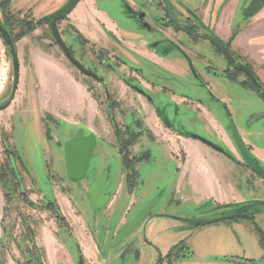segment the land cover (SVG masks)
<instances>
[{"label": "rangeland", "instance_id": "1", "mask_svg": "<svg viewBox=\"0 0 264 264\" xmlns=\"http://www.w3.org/2000/svg\"><path fill=\"white\" fill-rule=\"evenodd\" d=\"M67 1L13 0L8 10L0 11V21L5 22L16 38L14 43L19 58V78L14 99L8 107L0 110V264H40L38 261L42 264H76L77 252L82 255L84 264H155L159 252L166 253L168 244L179 241L189 246L195 262L203 259L222 260L232 256L259 257L262 249L257 229L264 233V203L256 200L264 197L261 190L264 180L253 175L243 165L240 166L243 161L231 136L230 119L248 146V152L264 171V124L257 120L248 126L254 113H264V101L256 93L242 88L240 80L243 76H238L236 84H230L233 88L220 89L219 94L226 98L227 108L224 110L216 103L212 104L220 124V129L214 130L219 138L216 139L212 126L204 117H200L198 122L192 118L184 126L186 131L204 136L222 149L230 151L241 163L237 165L215 150H210L218 170L230 181L234 194L250 201L246 210L253 213V220L233 218L236 212L233 208L227 210L218 207L215 202L195 203L186 180L177 182L176 166L179 162L168 153V149H176L175 139L160 134L157 136L158 146L150 145L152 161H143L137 167L136 191L143 198L141 201L136 198L124 224H121L122 214L129 201L123 182L126 169L118 154L116 138L110 130L105 90L93 78L82 75L72 67L56 45L46 23L19 36L26 28L24 20L35 24L40 17L60 9ZM183 1L188 7L189 4L191 7H199L206 1L209 2L174 0L176 5ZM210 3L220 5L218 0H211ZM101 9L94 0H80L74 11L57 26L63 41L74 47L81 63L95 67L103 80H107L109 75L113 79L108 87L110 99L117 98L119 101L112 114L117 118L118 124H121L120 112L126 111V105L137 103L138 97L127 88L123 90L120 84L115 85L117 77L106 68H100L92 59L89 60L106 53L104 36L98 32L91 38L95 41L93 43H87L85 38L79 39L81 45L78 38L71 36L74 39L72 41L67 35L74 34L71 22L94 28V20L98 18L97 14L101 13ZM4 13L7 14V22L2 16ZM263 16L264 0H237L233 11V38L235 40L239 37L235 50L243 53L244 60L252 64L264 82V27H260ZM112 45L113 42L110 41L109 46ZM43 58L61 62L76 79L82 77L81 84L95 104V130L99 134L107 133L102 138L95 135L96 145L91 166L86 178L79 182V189L67 177L63 143L78 128H83L89 134L86 125L91 121V115L87 110L83 114L80 109L68 107L69 103L64 102L65 88L60 85L53 86L49 91L50 99L56 94L57 98L62 97L56 104V112L44 105L45 101L49 104L50 99L45 100L44 93L41 94L42 86L35 67V63ZM115 60L111 61L119 67L116 71L119 74V69L123 68ZM12 77L11 57L0 36V104L10 95ZM78 92V88H72L71 93L75 96ZM87 103L90 104L89 98ZM172 110L171 106L169 114ZM183 110L181 105L179 113ZM224 111L230 112L232 117H227ZM156 130L160 131L159 127L156 126ZM98 164L110 170V186L107 191L111 197L104 207L96 210L88 202L86 191L89 180L96 174L95 166ZM121 183L124 187L121 188L117 203H112V196ZM177 183L180 193L174 194ZM224 186L225 184L223 193ZM230 186L225 193H230ZM180 195L182 201L179 199ZM152 200H155L152 213L160 212L162 215L146 225V233L142 229L144 222L141 228L133 230L119 245L104 252L101 242L106 231H119L145 202ZM50 203L52 206H49ZM215 219L220 220L206 223ZM148 241L153 243L148 244ZM126 242L132 245V249L118 258L117 255Z\"/></svg>", "mask_w": 264, "mask_h": 264}, {"label": "flooded vegetation", "instance_id": "2", "mask_svg": "<svg viewBox=\"0 0 264 264\" xmlns=\"http://www.w3.org/2000/svg\"><path fill=\"white\" fill-rule=\"evenodd\" d=\"M167 1L168 5L164 0H94L95 4L99 6V9L102 8L100 12L105 19L101 20L98 17L94 20L98 30H94L93 26L85 28L88 31L95 33V36L98 32L104 36V44L106 46L103 47L106 49V53L103 52V54L97 55L98 57L96 56L95 59H88H92L100 68H106L114 75V77H117L116 84L114 82L115 85L120 84L122 87L135 93L138 97L137 103L126 105V111L120 112L121 124H118L117 118L112 114L115 109V104L119 101L117 98H114L113 100L110 99L108 87L111 85L113 79H111L109 75L107 80H103V77L98 75L95 67L81 63L77 59L74 47L71 44H66L61 37L72 57L86 69L96 74L97 78L90 77L96 81L95 83L100 84L106 92V107L108 109L110 130L116 138L118 154L121 157L124 169H126V172L123 174V182H125L127 194L129 196L133 195L135 202L136 198L140 201L143 198L140 192L138 194L136 191L137 167L143 161H152V148L150 145L158 146L156 144L159 142L158 135L161 134L171 138L174 137L176 140H179L180 137L196 140L213 149L203 141L199 140V138L193 136H200L201 138L208 140L207 138L186 131L184 126L189 123L192 118L198 122L200 117H203L202 113L205 105L215 117V124H212L209 121L208 123L212 126V132L216 139L219 138L214 130H217V128L220 127V124L216 118L217 114L213 112L214 109L212 108V104L216 103L219 107H223L224 110L227 108L226 98L221 97L219 94L220 89H226L228 87L233 88V85L230 84H236L238 76H243V79L240 80V86L242 88L256 93V95L264 101V82L253 69L252 64L247 63L244 60L243 54L234 49L232 45L234 40L233 31L227 38L221 37L217 32V21L221 9L224 6V2L226 3L227 0H223L218 6L217 4H209L211 1L209 0L208 3L206 1L199 7L197 5L191 7L190 4L188 7V5L186 6L184 4V1L177 5L174 0ZM215 1L216 0H213V2ZM12 2L13 0H0V11H4V9L8 10V7ZM79 2L80 0L78 3ZM78 3L70 13L74 11ZM115 10L116 12H114ZM68 15L62 19L56 20V26ZM2 16L5 21L8 19L7 14L4 13ZM47 16L48 15L40 17L36 22V26L41 25V23H46L49 26ZM24 21L26 23H31L30 20ZM0 23L8 30L13 39L14 35L7 28L5 22L2 23L0 21ZM70 24L74 34L71 33L67 35L72 41H74L72 37H75L78 38V42L79 39L83 40V38L87 40V43L95 42L91 39V35L90 37H88L89 35H84L87 33L84 30H81L78 24L73 22ZM59 34L61 36L62 33L59 32ZM110 41L113 42L112 46H109ZM56 45L60 48L64 57L69 61L72 67L82 75H86L66 57L64 51L57 42ZM114 59H116L115 61L117 64L123 68L119 69L121 70L119 74L116 73L119 67H116V63L111 61ZM246 69L252 73L255 80L247 74ZM174 96L179 98L180 101H176ZM2 105L3 103L0 104V107H2ZM181 105H183L184 110L179 113V107ZM171 106L174 112L172 110V113L169 114L168 110ZM224 112L227 117H232L230 112ZM151 118L156 121V126L159 127L160 131L155 132L151 129L149 124ZM257 120H261L264 124V113H254L248 121V126H251V124ZM203 128H206L205 125ZM97 134L98 136L100 135L101 138L103 135H107L105 132H102L101 134L97 132ZM215 151L225 156L231 162L238 165L241 164L234 155L232 156L230 151L225 149H223V152ZM168 153L172 158V149H168ZM226 153H229L232 158ZM176 155L177 160L181 161L182 155L180 151L176 153ZM250 157L261 169L255 159L251 155ZM241 165L246 167L253 175L259 176L244 162ZM97 167L99 168H97L96 174L89 180L87 191L89 185L104 170H106L108 174L106 181L110 183L108 179L110 170L103 165L99 166V164ZM259 177L264 180L263 177ZM80 181L82 180L71 182H73L75 188L79 189ZM121 185L124 187L122 183ZM108 189L109 187H107L105 191ZM261 190L264 193V186L261 187ZM174 194L176 193L174 192ZM87 198L89 202L90 197L88 194ZM117 200L115 203H117ZM148 201L145 202L144 205H146ZM249 202V200H242L227 205H220L218 207L227 210L233 208V210L236 211L233 215L239 216L238 218L253 220V213L246 210V207L249 206ZM256 202L264 203V197L257 199ZM144 205H142V207ZM129 210L125 211L124 215L122 214L125 219L130 213ZM157 213L158 212L152 213L151 211L139 227H141L147 219L153 217ZM57 215L62 220V216L58 211ZM159 215L161 216L162 213ZM257 230L260 234L261 255L254 259L243 257L238 258L239 261L251 264H264V233L259 229ZM109 231L113 232L112 238L119 232L114 231L113 229H108L101 242V247L103 246ZM125 239L126 237L123 240ZM151 243H153V241H148V244ZM175 244H172L166 253L159 252L155 264H172L175 257L174 251H177L179 255L178 258H185L182 256L187 250H191L186 243L182 242L173 250ZM131 249L132 245L129 244V242H126L123 248L119 251V254L117 255L118 258L122 257L123 253L125 254ZM182 250L183 252H181ZM167 254L170 256H167ZM78 256L79 253L77 252L76 264H78ZM38 262L42 264L41 261Z\"/></svg>", "mask_w": 264, "mask_h": 264}, {"label": "crops", "instance_id": "3", "mask_svg": "<svg viewBox=\"0 0 264 264\" xmlns=\"http://www.w3.org/2000/svg\"><path fill=\"white\" fill-rule=\"evenodd\" d=\"M218 1L222 3L223 0H218ZM236 3H237V0H227L226 3L224 2V6L221 9V12H220V15L217 21L216 29H217L218 34L223 38L229 37L231 35V32L233 31V11L235 9ZM97 15L101 20L105 19L101 13ZM262 18H264V16ZM262 20L263 22H261L260 27L263 28L264 19ZM79 28H81V30H84L87 33V35L89 36L91 35L93 38L95 37V33L88 31L83 25H79ZM94 30H98V27L96 24L94 25ZM238 38L239 37L233 40L232 45L234 49H236L235 46H237ZM254 59L257 60L256 58ZM35 67H36V74L39 80V84L42 86L41 87L42 89L40 90L41 94L44 93L45 95L44 99L45 100L47 98L50 99L49 91L52 90L53 86L60 85L61 88L62 87L65 88L64 89V96H65L64 102L69 103V105L67 106L71 107V109H80L81 113L83 114L85 113V110H87L89 115H91V117L89 116L91 118L89 120L91 121L87 123L86 128L90 132H93L96 136H98L97 131L95 130V126H94L95 117H96L95 106H94L95 104H94V101L93 102L91 101L89 94L85 91V89L83 88V85L81 84L82 77L79 78L80 80L76 79L72 75L71 71L65 68V66L61 62L57 63L54 59L52 60L48 58L39 59L35 63ZM73 87L79 89V92L76 93V96L74 93H71ZM123 88H124L123 90H126L125 87ZM54 90H56V88ZM56 95H54V98L50 99L49 104H47L46 101L44 104L45 106H49L53 108L54 112H56V107H57L56 104L62 100L60 99L62 97L57 98L58 94ZM88 98L90 101L89 105L87 103ZM174 98L176 99V101H180V99L177 98L176 96H174ZM68 100L69 102H67ZM202 116L206 118L207 121H209L210 123L215 124V121H214L215 117L205 105L203 107ZM149 124H150L151 129L157 132L156 121L151 118L149 120ZM103 127L106 128L104 124H103ZM177 140L175 139L174 141V145L176 149H172L173 151L172 158H176L177 156L176 153H178L179 151L180 153H182V160L181 161L178 160L179 163L176 166V173L178 175L177 182L182 183L186 180V184L191 189V195L195 203L199 204L202 201H211V202L217 203V206H220V205H227L230 203L244 200L242 198H238L234 194V189L231 188L230 181L227 178H225L222 175V173L218 170L215 164V161L210 153L211 148L200 143L199 141L192 140V139H185V138L180 137L179 140L178 141ZM178 183L174 189V192L176 194L180 193L179 192L180 187ZM223 184H225L224 186L225 192H226V188L230 186L231 189L229 191L230 192L229 194L222 192ZM121 188H122V185H119L117 190L115 191V194L112 196L113 197L112 203L118 199L119 194L121 192ZM216 189L218 190V193H216ZM231 192H233V194ZM179 199L181 201L183 200L181 195ZM133 203H135L133 195H130L128 206L126 207L125 211H128ZM125 211L123 212V215ZM159 214L160 213L158 212L156 215H154L153 217L145 221L144 226L142 228L145 233H146L145 231L146 225L154 222L155 219H157L160 216ZM124 220L125 218L124 216H122L120 223L122 224ZM173 243L174 242H171L170 244H168V247H170ZM233 257L234 256L230 258L225 257L222 260L203 259L199 262H195V260L192 258V255H191V257L177 258L172 261V264H251V263L239 261L238 258L234 259ZM255 264H263V263H255Z\"/></svg>", "mask_w": 264, "mask_h": 264}, {"label": "water", "instance_id": "4", "mask_svg": "<svg viewBox=\"0 0 264 264\" xmlns=\"http://www.w3.org/2000/svg\"><path fill=\"white\" fill-rule=\"evenodd\" d=\"M79 0H68L60 9L54 11L53 13L47 16L49 20V26L52 31L53 37L57 44L62 48L66 57L82 71L86 75L97 78L96 74L86 69L83 65H81L76 59H74L69 52L68 48L64 44L59 34V31L56 26V20L64 18L68 15L71 10L75 7ZM164 2L168 5V1L164 0ZM0 35L3 39L5 46L8 49V53L11 57L12 63V87L11 92L8 99L3 103L0 109L6 108L14 99L18 78H19V58L16 50L15 43L11 37V34L5 29L0 23ZM247 74L255 80L252 73L246 69ZM2 104V103H1ZM230 130L232 139L236 145L238 152L240 153L243 162L249 166V168L258 174L259 176L264 178V171H262L253 161L248 153V148L239 134L235 124L232 120H230ZM85 133L83 128H78L75 130L72 136L67 138L63 143V153H64V161L66 165V174L70 181H78L83 180L85 175L89 169L92 159V153L94 147L96 145V136L93 132L88 131ZM193 137L199 138V140L203 141L213 149L223 152V149L210 142L209 140L203 139L200 136L194 135ZM96 165L95 167H97ZM100 166V164H99ZM99 168V167H97ZM107 171L104 170L90 185L87 191L89 195V203L96 210L104 207L109 201L110 194L108 191H105L107 187H109L110 183L107 182ZM155 206V200L148 202L144 205L127 223L119 230V232L112 238V231H109L107 238L102 246V250L104 252H108L111 248L119 245L127 235H129L133 230L139 227V225L146 219V217L151 213L152 208ZM78 264H84L83 257L81 254L78 256Z\"/></svg>", "mask_w": 264, "mask_h": 264}, {"label": "trees", "instance_id": "5", "mask_svg": "<svg viewBox=\"0 0 264 264\" xmlns=\"http://www.w3.org/2000/svg\"><path fill=\"white\" fill-rule=\"evenodd\" d=\"M36 27V23L35 24H32V23H26V28H25V30H23V31H21V33L19 34V36L20 35H25L27 32H30V31H32L34 28ZM15 40H16V38L15 37H13V42H15ZM229 157H231L232 158V156L229 154V153H226ZM49 206H52L51 205V203L49 204ZM239 216H237V215H233V218H238ZM220 219H222V218H220ZM220 219H215V220H213V221H207L206 223H212V222H215V221H217V220H220ZM202 224H205V223H202ZM198 225H201V224H198ZM182 241H179L178 243H176L174 246H173V250L175 249V247H177L180 243H181ZM181 252H183V250L181 251ZM174 253H175V258H178V253H177V251H174ZM191 254H192V251L191 250H187L186 252H185V254L182 256V257H190L191 256ZM166 256V255H165ZM167 256H170L169 254H167Z\"/></svg>", "mask_w": 264, "mask_h": 264}]
</instances>
